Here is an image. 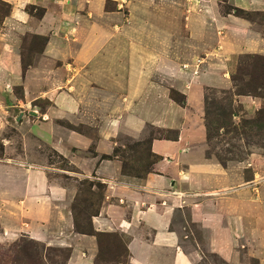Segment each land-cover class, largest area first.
Masks as SVG:
<instances>
[{"label":"crops","instance_id":"0c3cea01","mask_svg":"<svg viewBox=\"0 0 264 264\" xmlns=\"http://www.w3.org/2000/svg\"><path fill=\"white\" fill-rule=\"evenodd\" d=\"M1 1L10 5L0 19L4 234L19 229L35 241L70 248L65 264H94L97 239L74 228L77 191L48 175L56 169L104 184L92 226L127 235V264H194L196 249L184 247L189 235L174 224L178 212L204 230L211 252L229 264H244L240 249L252 246L255 233L253 221L249 223V183L238 191L230 166L206 156L199 119L205 87L234 90L226 61L217 63L207 55L197 63L194 56L175 62L169 56L175 35L168 12L152 0L140 2L127 16L121 12L126 0ZM186 10L188 21L204 19ZM233 23L228 53L264 56V27L254 28L243 19ZM34 36L41 41L26 56L24 48ZM172 89L185 96L184 104L172 98ZM235 96L248 111L259 106L255 96ZM9 127L16 132L6 134ZM122 135L147 141L148 160L153 154L159 157L144 175L124 169L117 151L125 147L118 140ZM45 149L62 156L80 175L74 169H51ZM257 218L261 240L263 219ZM14 223L21 227L10 228Z\"/></svg>","mask_w":264,"mask_h":264},{"label":"rangeland","instance_id":"374dc122","mask_svg":"<svg viewBox=\"0 0 264 264\" xmlns=\"http://www.w3.org/2000/svg\"><path fill=\"white\" fill-rule=\"evenodd\" d=\"M140 2L144 3V0H126L121 12L127 16ZM152 2L160 4L161 8L165 7L168 12L166 18L175 35L169 56L171 55L174 60L177 59L175 62H187L186 60H191L194 56L195 63H197L199 57L207 60V55L208 59L215 57L214 60L217 63L226 61L227 67L229 66L230 72L233 73L231 77L235 78V89L258 98L259 106L248 111L239 101L235 100L236 96L229 89L218 86L205 87L204 94L208 95L206 104L204 98V114L202 116L199 114V119L201 118L205 130L206 152L215 161L230 166L237 177L238 191L245 182L249 183L247 190L250 192L253 206V213H251L253 218L249 223L253 221L255 233L253 232L252 246L247 251L245 248L240 249V258L244 264H264V236L261 240L256 237L258 232L256 224L261 219L254 220L257 216L263 219L262 232H264V57L258 54L234 56L227 50L228 29L234 21L243 19L254 28L264 27V0H152ZM9 7L0 1V19ZM31 9L32 7L29 8ZM185 10L186 13L191 11L194 17L198 14L203 15L204 19L188 21ZM36 12L39 13L37 10ZM176 29L178 32H175ZM217 32L219 37L215 36ZM31 39H33L30 40L32 43H28V46L24 48L26 56L27 51L32 50V47L39 43L37 41H41L35 36ZM180 42H182V47L179 46ZM177 46L182 50H177ZM216 50L218 51L217 57L209 54ZM201 67L199 66V70ZM196 69L198 71V68ZM205 107L208 113H205ZM221 110L225 112L218 114ZM5 132L13 134L16 129L9 127ZM161 135L165 134L161 133ZM118 140L120 144L125 145L124 148H117L126 162L125 167H129L130 172L133 173L144 172L147 169L148 160L143 146L144 142H133L124 135L119 136ZM42 153L51 169L63 167L76 170L75 167L67 165L65 159L56 152L45 149ZM55 170H50L48 175L57 179L59 181L57 183L71 188L72 191L78 192V188L80 189L75 201L74 217L76 225L81 230L89 229V215L95 211L99 203L100 189L93 185L90 190L87 181H80L86 179L96 183L97 180L87 177L80 180L78 176L57 173ZM75 172L80 175L78 169ZM103 188L104 186L101 187L102 191ZM256 207H259L257 209L259 211ZM176 216L174 218L176 227L189 235V239L183 243L184 247L189 250L196 249L192 255L194 264H229L220 255L209 250L205 245L204 230L197 223L188 221L186 213L178 212ZM7 217L4 209L0 210V264H64L70 254V248L35 241L19 232L17 228L21 227V223L10 225V228L17 229L12 234H4L6 232L2 226L7 225ZM92 217L90 218L91 225ZM105 233L107 234L98 235L99 243L93 263L127 264V235L118 229ZM196 242L199 243L198 246Z\"/></svg>","mask_w":264,"mask_h":264},{"label":"trees","instance_id":"16d2710c","mask_svg":"<svg viewBox=\"0 0 264 264\" xmlns=\"http://www.w3.org/2000/svg\"><path fill=\"white\" fill-rule=\"evenodd\" d=\"M0 1H1V0H0ZM1 2L5 3L4 1H1ZM5 4L9 7V5H8L7 3H5ZM9 9H10V7L8 8V10H7L6 13L9 12ZM6 13H4V14H6ZM3 16H4V15H3ZM246 55H256V54H246ZM259 56H260V55H259ZM262 57H264V56H262ZM232 79H233V81H234L235 78H233V76H232ZM235 88H236V84H235V82H234V90L229 89L230 91L233 92V95H234V96H235V95H250V94H247V93L238 92L237 89H235ZM212 90H213V89H212ZM227 90H228V89H227ZM175 95H177V96H175ZM207 95H208L207 93L204 94L205 104H206V100H207ZM171 96H172V98H173L175 101H177L179 104H184L185 96H184L182 93L177 92L176 90L172 89V90H171ZM222 112H225V111H224V110H221V112L218 113V114H221ZM205 113H208L207 110H206V107H205ZM207 127H208V126H207V124H206V128H207ZM142 142H144L143 146H144V148H146L145 145H147V141H142ZM138 143H139V142H138ZM205 154H206L207 157H211V155L208 154L207 152H205ZM109 157H110L109 155H105L103 158H109ZM147 159H148V157H147ZM157 159H159V157H158L157 155H154V154H153L151 160H147V163H146V165H147V169H146L144 172H141V173H133V172H130L129 167H128V168L125 167V166H126V162H124V169L126 170V172H128V173H130V174L140 175V176H141V175H144L146 172L149 171V164H151V162H153V161H156ZM218 162H219V161H218ZM220 163H221V162H220ZM221 164H223V163H221ZM223 165H225V164H223ZM132 166L134 167V165H132ZM130 168H131V167H130ZM131 169H132V168H131ZM84 180L87 181V182L89 183V188H90V190L92 189V186H93V185L96 186L98 189H100V194H99V198H100V199H99V203H100V202H101V199H102V189H101V187H103L102 183H100V182H98V181H96V183H94L95 181H93V180H86V179H82L80 182H83ZM79 191H80V189L78 188V192H79ZM78 192L76 193V195H75V197H74V201H73V203H72V214H73V219H74L75 229H76V231L79 232V233H85V234L94 235V236L96 237V239H97V244H98V243H99V241H98V235H99V234H107V233H105V232L95 231V230L93 229L92 225H91L90 218L98 213V210H99V203L97 204V206H96V208H95V211H93V212L89 215V226H90V228L87 229V230H81V229L79 228V226L76 225V221H75V217H74L75 201H76V198H77ZM68 257H69V254H68L66 260L68 259ZM66 260H65V262H66ZM65 262H64V264H65Z\"/></svg>","mask_w":264,"mask_h":264}]
</instances>
